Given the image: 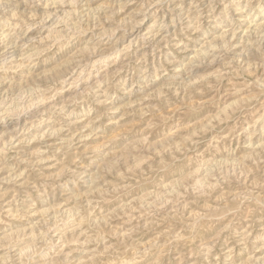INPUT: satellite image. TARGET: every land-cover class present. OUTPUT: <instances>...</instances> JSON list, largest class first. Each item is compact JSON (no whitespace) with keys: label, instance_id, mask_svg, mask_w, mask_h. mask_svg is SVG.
I'll list each match as a JSON object with an SVG mask.
<instances>
[{"label":"rangeland","instance_id":"rangeland-1","mask_svg":"<svg viewBox=\"0 0 264 264\" xmlns=\"http://www.w3.org/2000/svg\"><path fill=\"white\" fill-rule=\"evenodd\" d=\"M0 264H264V0H0Z\"/></svg>","mask_w":264,"mask_h":264},{"label":"bare ground","instance_id":"bare-ground-1","mask_svg":"<svg viewBox=\"0 0 264 264\" xmlns=\"http://www.w3.org/2000/svg\"><path fill=\"white\" fill-rule=\"evenodd\" d=\"M8 24H9V23H8ZM8 24H7V25H8ZM7 25H6V26H7Z\"/></svg>","mask_w":264,"mask_h":264}]
</instances>
